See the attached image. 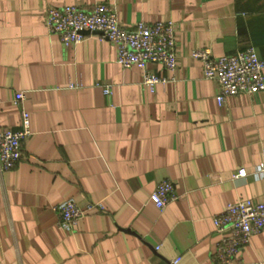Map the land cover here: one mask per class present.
<instances>
[{"label":"crops","instance_id":"obj_1","mask_svg":"<svg viewBox=\"0 0 264 264\" xmlns=\"http://www.w3.org/2000/svg\"><path fill=\"white\" fill-rule=\"evenodd\" d=\"M98 4L126 29L174 24L176 69L147 65L167 82L150 92L109 42L64 47L45 26L49 7ZM248 47L264 59V0H0V129L20 128L18 92L30 124L0 176V264H215L213 218L236 200L264 203V91L219 106L190 53ZM163 180L178 199L158 211L149 196ZM68 200L103 211L69 230L53 210ZM228 264H264V231Z\"/></svg>","mask_w":264,"mask_h":264},{"label":"built area","instance_id":"obj_2","mask_svg":"<svg viewBox=\"0 0 264 264\" xmlns=\"http://www.w3.org/2000/svg\"><path fill=\"white\" fill-rule=\"evenodd\" d=\"M45 26L49 33L58 36L64 47L79 44L90 35L109 42L116 48V62L121 68L134 67L143 71L142 84L150 92L157 84L167 82L168 78L149 71L148 64L161 65L167 72L176 69V42L171 21L138 22L126 29L118 23L113 8L98 4L89 12L74 6L49 7L45 11ZM190 56L201 63L202 77L216 83L219 106L226 97L264 91V59L258 57L253 47L221 57H213L209 49H200L191 51ZM99 87L105 96L111 95L110 86ZM22 101L23 94L16 93L12 103L20 110V128L0 129V176L18 163L21 144L30 135L29 113L21 105ZM255 172L264 173V147ZM236 176H246L245 170H238ZM177 199L173 185L167 180L158 183L149 196V202L158 211ZM53 210L59 218L58 223L73 230L87 212H102L103 207L92 203L80 207L68 200ZM212 224L219 236L213 251L214 263L228 264L247 246L253 235L264 231V203L249 199L230 202L213 218ZM176 263L177 260L171 264Z\"/></svg>","mask_w":264,"mask_h":264}]
</instances>
